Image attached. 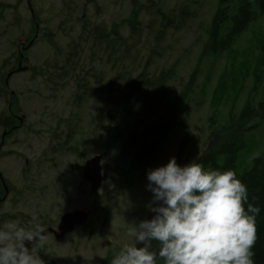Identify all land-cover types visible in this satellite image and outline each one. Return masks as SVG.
Returning a JSON list of instances; mask_svg holds the SVG:
<instances>
[{
    "label": "rangeland",
    "instance_id": "374dc122",
    "mask_svg": "<svg viewBox=\"0 0 264 264\" xmlns=\"http://www.w3.org/2000/svg\"><path fill=\"white\" fill-rule=\"evenodd\" d=\"M31 3L41 26L39 38L24 52L22 65L27 70L12 73L7 93L0 97V113H8L9 91H15L12 108L19 116L26 117V123L9 138L1 153L0 172L15 189L35 185L36 190L47 189L51 194L44 199L23 192V200L19 201L12 193L6 203H0V213L5 216L0 224L15 221L10 215L23 214L28 219L38 203L37 212L41 216L50 207L54 227L63 210L85 209L91 212V218L81 231L62 240L47 237L45 264H51L50 261L103 264L115 247L133 243L127 233L145 218L152 194L146 190L147 179L138 177L133 186H126L125 194L118 174L93 195L82 175L73 172L98 153L107 152L108 161L116 164L122 165L123 160L122 142L114 138L119 107L113 105L109 112L100 113L103 99L91 96L86 101H78L76 93L83 90L77 86L78 80L83 85L84 75L93 80L102 76L104 84L111 81L121 92L117 97L122 100L124 86L119 76L128 78L132 73L141 72L147 64L151 71L173 65L177 75L172 85L179 92L196 68L197 86L184 113L188 127L172 132L158 167L171 157L179 165L186 163L181 161L182 157L189 163L205 147L210 117L223 124L228 112L238 113L247 99L253 98L255 103L264 99V21L241 36L230 52L210 59L202 58V49L217 0H31ZM134 9L139 12L142 30L131 35L127 19ZM182 9L188 10L183 20L178 18ZM161 11L174 22L159 38V31L165 27ZM32 21L27 0H0V76L18 64V39L29 42L34 34ZM114 27L121 32L120 37L115 38ZM100 32L103 36H98ZM104 36L110 44L94 45ZM69 56L77 68L74 72L79 75L78 80L48 82L45 72L51 73L48 69L52 65L64 64ZM39 70L45 72L38 75ZM2 133L0 128V138ZM183 138L186 147L179 159L178 143ZM46 149H50L48 154L55 161V167L51 161L49 166L39 168ZM11 150L14 152L8 153ZM253 153L264 154V125L247 134L246 146L239 153L240 172L252 166L253 159L249 157ZM62 190L67 192L65 197ZM133 201L136 202L132 205Z\"/></svg>",
    "mask_w": 264,
    "mask_h": 264
},
{
    "label": "clouds",
    "instance_id": "9594fccd",
    "mask_svg": "<svg viewBox=\"0 0 264 264\" xmlns=\"http://www.w3.org/2000/svg\"><path fill=\"white\" fill-rule=\"evenodd\" d=\"M146 179L152 194L147 208L154 215L135 223L127 233L133 243L114 252L111 264H255L260 208L249 202L235 171L195 160L181 166L171 157ZM46 241L36 217L0 224V264H45L38 250Z\"/></svg>",
    "mask_w": 264,
    "mask_h": 264
},
{
    "label": "trees",
    "instance_id": "16d2710c",
    "mask_svg": "<svg viewBox=\"0 0 264 264\" xmlns=\"http://www.w3.org/2000/svg\"><path fill=\"white\" fill-rule=\"evenodd\" d=\"M178 13V18L183 20L188 10L182 9ZM161 15L165 27L159 31V38L163 37L169 24L174 22L162 11ZM261 20H264V0H218L206 29L207 39L203 45L202 58H217L230 51L238 38ZM127 23L131 35L142 30V21L135 9ZM262 40L264 46V35ZM176 75L173 65L160 71H151L147 64L141 72L132 73L128 78L119 76L124 86L121 95L123 109L119 113L120 124L116 131L118 136L127 137L125 150L133 157V169H148L158 162L171 133L176 128L188 127L183 114L194 95L198 70L195 68L179 92L172 85ZM112 90V98L118 103L117 96L121 92L114 85ZM256 116V107L250 101L246 102L239 117H232L227 124L213 130L205 151L196 162L220 171L231 169L247 185L249 202L260 208L256 218L257 240L253 248V259L255 264H264V155L254 159L250 169L241 172L238 169V156L246 146V134L255 127L249 123ZM7 119L0 116V122ZM185 144L184 138L180 143V153ZM153 244L155 246V242Z\"/></svg>",
    "mask_w": 264,
    "mask_h": 264
},
{
    "label": "water",
    "instance_id": "95a60500",
    "mask_svg": "<svg viewBox=\"0 0 264 264\" xmlns=\"http://www.w3.org/2000/svg\"><path fill=\"white\" fill-rule=\"evenodd\" d=\"M99 160L94 159L88 163L86 168L85 177L88 179L93 186V190H97L101 182L107 178L109 169L105 170L104 176L101 175V168L98 165ZM154 214L151 213L148 219H151ZM87 215L82 212H75L73 214H67L62 221L60 229L62 230V235L72 231L85 224Z\"/></svg>",
    "mask_w": 264,
    "mask_h": 264
}]
</instances>
